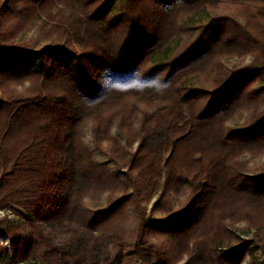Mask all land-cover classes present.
<instances>
[{
  "label": "trees",
  "instance_id": "trees-1",
  "mask_svg": "<svg viewBox=\"0 0 264 264\" xmlns=\"http://www.w3.org/2000/svg\"><path fill=\"white\" fill-rule=\"evenodd\" d=\"M221 4L245 20L213 16ZM255 18L264 0H0V210L67 232L35 240L43 257L215 263L211 221L229 208L262 230L264 252V181L229 172L264 153ZM242 53L247 65H222ZM112 140L136 144L123 164L97 158Z\"/></svg>",
  "mask_w": 264,
  "mask_h": 264
},
{
  "label": "rangeland",
  "instance_id": "rangeland-1",
  "mask_svg": "<svg viewBox=\"0 0 264 264\" xmlns=\"http://www.w3.org/2000/svg\"><path fill=\"white\" fill-rule=\"evenodd\" d=\"M210 12L213 16H232L242 21L246 18V14L240 7L231 4H221L212 8ZM252 23L259 31L260 27L264 26V20L260 18L253 19ZM221 61L223 66L237 69L247 65L250 56L242 53ZM10 88L13 89V87ZM109 143H102L103 147L107 145L111 147L107 148L104 155H99L98 160H104L105 157L112 158L111 152L108 153V149H110L117 151L119 159H122L119 163L123 164V154L129 151L133 152L136 148L135 143L129 148H125L122 142L117 143L112 140ZM240 162L246 164L245 167L235 166L232 168L229 165L231 174H237L242 180L249 178L254 182L264 181V153L247 155ZM176 198L180 207L186 204L185 194H180ZM151 202L145 204L147 212L151 209ZM129 217V222L124 230H130L133 225L130 214ZM218 219L213 218L211 221L214 222V236L211 239L210 254L216 262L212 261L209 264H264V252L259 247L262 230L249 226L243 219L240 209L224 210ZM0 230V264H52L42 256L39 248L35 245V240L46 245L60 246L68 239L67 232L54 222H26L10 210H0ZM88 251V261L92 264H113V255H110L109 259L100 250L92 251L89 248ZM129 252L128 248L124 249L120 264H134L133 259L128 256ZM168 257L167 264H185L179 256L172 254ZM217 257L220 260H217Z\"/></svg>",
  "mask_w": 264,
  "mask_h": 264
}]
</instances>
